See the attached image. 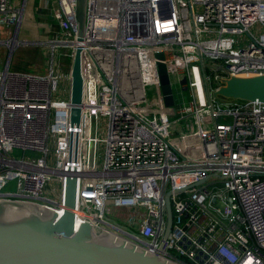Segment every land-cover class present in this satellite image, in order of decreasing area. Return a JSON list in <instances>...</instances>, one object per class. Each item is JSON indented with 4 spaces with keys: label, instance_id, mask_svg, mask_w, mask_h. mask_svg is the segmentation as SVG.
I'll return each instance as SVG.
<instances>
[{
    "label": "built area",
    "instance_id": "1",
    "mask_svg": "<svg viewBox=\"0 0 264 264\" xmlns=\"http://www.w3.org/2000/svg\"><path fill=\"white\" fill-rule=\"evenodd\" d=\"M24 5L0 0V27L18 23ZM50 17V36L37 42L47 72L0 70V200L62 216L75 178V226L88 222L176 264H264V102L212 97L223 79L264 74V0H85L81 40L76 0H52ZM113 210L118 223L107 218Z\"/></svg>",
    "mask_w": 264,
    "mask_h": 264
},
{
    "label": "water",
    "instance_id": "2",
    "mask_svg": "<svg viewBox=\"0 0 264 264\" xmlns=\"http://www.w3.org/2000/svg\"><path fill=\"white\" fill-rule=\"evenodd\" d=\"M25 0L22 2L24 3ZM85 0H76L78 40L83 30ZM22 11V8L20 9ZM18 26L11 39H16ZM27 41H23V43ZM32 43V42H31ZM8 55L14 45L9 46ZM159 82L164 104L175 111V98L167 66L162 53L156 55ZM8 67V63L6 64ZM71 122L78 123L82 93L80 47H77L71 71ZM185 83V78L180 81ZM220 102L249 100L264 102V74L230 76L212 92ZM95 119L92 116L91 138L94 137ZM93 163V141L90 144L89 165ZM75 178H68L65 192L66 209L58 216L51 208H41L31 202L0 200V264H176L153 254L143 247L111 232L96 233L90 223L75 226L70 209L75 201ZM170 191L164 195L167 213V232L172 222ZM108 234L98 238L97 235ZM97 237V238H95Z\"/></svg>",
    "mask_w": 264,
    "mask_h": 264
},
{
    "label": "rangeland",
    "instance_id": "3",
    "mask_svg": "<svg viewBox=\"0 0 264 264\" xmlns=\"http://www.w3.org/2000/svg\"><path fill=\"white\" fill-rule=\"evenodd\" d=\"M22 1L23 0H17L19 4H21ZM22 8H26V4ZM29 14H30L29 10H26L24 15L27 16ZM22 19H23V12L21 14V19L19 20L18 23L14 22L9 26L1 25L0 27V38L6 40L3 42V44H0V66L4 67V65L8 63V67L11 71L17 70V71H27L36 74H45L47 72V69L45 67V59H46L44 53L45 48L43 45L38 43H31L28 41L27 43L26 42L23 43V41L21 40V38L23 39V34H22L23 32H21L22 30L21 26L30 27L31 29L34 27L32 24H30V22L26 17H24L23 21ZM16 26H18L16 44L14 45L12 49V53L9 56L8 55L9 47L7 46V44H10V42L8 43L7 40H10L13 37ZM34 42H38V41H34ZM39 42H43V40ZM48 54H50V51L48 52ZM58 59L61 62L62 68L65 69L69 64V59L67 57H60L58 55L57 57H55V62H57ZM173 90L176 91L175 85L173 87ZM60 93L62 96H66L65 91L61 90ZM148 95L149 96L151 95L150 90H148ZM182 96L187 99L188 91L187 90L182 91ZM105 122H106L105 119L101 118L100 121L101 130H105L104 127ZM101 161H102V153L99 154V159H98L99 165L101 164ZM115 213L116 211L113 210L111 214L107 216V218H109L114 223H118Z\"/></svg>",
    "mask_w": 264,
    "mask_h": 264
},
{
    "label": "crops",
    "instance_id": "4",
    "mask_svg": "<svg viewBox=\"0 0 264 264\" xmlns=\"http://www.w3.org/2000/svg\"><path fill=\"white\" fill-rule=\"evenodd\" d=\"M51 1L52 0H26V8L23 11V19L26 17L30 24L34 28L21 26V32H23L22 41H28L32 43H37L34 41L46 40L51 34L54 26L53 21L50 17L51 12ZM19 4V3H18ZM26 10H29L30 14L25 16ZM45 24V25H44ZM41 38V40H40ZM6 65V64H5ZM4 65V66H5ZM4 67L0 66V70ZM15 71V70H12Z\"/></svg>",
    "mask_w": 264,
    "mask_h": 264
},
{
    "label": "bare ground",
    "instance_id": "5",
    "mask_svg": "<svg viewBox=\"0 0 264 264\" xmlns=\"http://www.w3.org/2000/svg\"><path fill=\"white\" fill-rule=\"evenodd\" d=\"M10 42V44H8L9 46H11V45H15L16 44V39L14 40V39H10V40H8V43ZM103 235H104V237H106V235H108L107 233L106 234H101V236L99 235H97V237L98 238H101V237H103ZM97 237H95V238H97Z\"/></svg>",
    "mask_w": 264,
    "mask_h": 264
}]
</instances>
